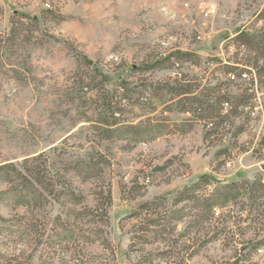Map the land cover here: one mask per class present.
<instances>
[{"label":"rangeland","instance_id":"374dc122","mask_svg":"<svg viewBox=\"0 0 264 264\" xmlns=\"http://www.w3.org/2000/svg\"><path fill=\"white\" fill-rule=\"evenodd\" d=\"M9 164L1 262L264 264V0H0Z\"/></svg>","mask_w":264,"mask_h":264},{"label":"trees","instance_id":"16d2710c","mask_svg":"<svg viewBox=\"0 0 264 264\" xmlns=\"http://www.w3.org/2000/svg\"><path fill=\"white\" fill-rule=\"evenodd\" d=\"M244 36L245 35L242 33L238 34L239 38H243ZM247 44H251V43H247ZM159 62L160 61H157V63H159ZM176 93L178 95H182V94L187 93V92H186V90L180 88ZM221 110H222V106H221ZM110 113H111V116L114 117V111L112 109H111ZM113 119H115V118H113ZM115 123L116 122H113V124H115ZM207 126L212 127L213 122L212 121L207 122ZM86 163L87 162L85 161V164ZM0 175H4V176H1V178H0V180H2V181H10L9 178H7V175H13L15 179L22 181L24 184L25 183L31 184V181H30V179L26 173H23L21 170L14 169L13 166L10 164L9 165H0ZM257 184L260 186L258 188V190L261 191L262 195L264 196V183L257 182ZM248 185H249L248 182L244 181L243 183L232 182L230 184H226L224 186H221L217 195H215L214 199H212L211 203L208 205V208L213 209L215 207L222 208V207L226 206L227 203L233 201V199H236V197L240 193L241 189H248L249 195H250V193H252L253 187L248 186ZM107 201L108 202L110 201V195L109 194L107 195ZM0 264H20V263H18V262L17 263L1 262L0 261Z\"/></svg>","mask_w":264,"mask_h":264},{"label":"built area","instance_id":"2783aa9c","mask_svg":"<svg viewBox=\"0 0 264 264\" xmlns=\"http://www.w3.org/2000/svg\"><path fill=\"white\" fill-rule=\"evenodd\" d=\"M241 70L238 74L235 73H228V79L231 82L243 81L245 82L250 88L256 89L257 86V77L255 70L251 66H240ZM259 107H254L252 111V115H255ZM260 109V108H259ZM230 110V103L228 101H224L222 103V114H228Z\"/></svg>","mask_w":264,"mask_h":264}]
</instances>
